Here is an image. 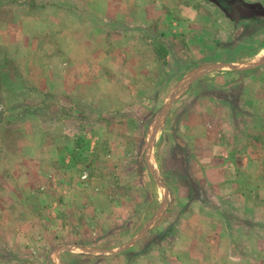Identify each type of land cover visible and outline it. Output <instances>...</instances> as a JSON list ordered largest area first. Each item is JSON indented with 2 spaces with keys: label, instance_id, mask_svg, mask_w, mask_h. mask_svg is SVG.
<instances>
[{
  "label": "crops",
  "instance_id": "0c3cea01",
  "mask_svg": "<svg viewBox=\"0 0 264 264\" xmlns=\"http://www.w3.org/2000/svg\"><path fill=\"white\" fill-rule=\"evenodd\" d=\"M243 1L264 4V0ZM138 10L144 23L134 35L140 27L159 26L166 56L155 45L150 50L162 74L175 69L172 52H178L183 68L194 61L178 77L166 75V82L176 85L166 93L161 90L158 97L164 103L148 111L147 132L143 131L137 146L145 148L144 155L135 156L143 165L145 160L148 169L138 174L137 167L124 180L122 175L105 172L96 176L82 172L78 178L73 168L58 165L60 143L17 141L21 156L4 157L11 170L0 171V264H124L129 255L140 251L136 264H160L144 248L150 243V232L158 225L164 230L165 224L159 222L167 211L172 212L177 198L181 233L176 247L182 259L193 258L199 264L225 252L226 259L233 258L236 230L244 245L264 233V42H260L261 37L264 41V7L262 13L247 18L238 11L231 15L217 0H142ZM134 19H130L133 26ZM238 32L258 40L253 42L258 47L254 56L249 55L253 46L233 43ZM165 36L177 44L182 38L184 52L181 46L163 41ZM160 80L163 84V76ZM70 91L68 101L84 94ZM144 98L153 100L154 95ZM113 130L122 155L117 158L116 148L111 164L117 171L128 162H123L128 156L123 150L129 144L117 134L115 124ZM152 149L162 160L160 169L153 166ZM159 191L162 200L156 211ZM132 194L142 199L140 204L128 199ZM129 211L141 217L123 220L130 222L134 232L127 231L130 236L124 240L108 237L114 230L120 234L122 215ZM252 218L258 222L252 225ZM252 228L257 229L253 236ZM259 244L260 250L264 239ZM244 252L251 257V249Z\"/></svg>",
  "mask_w": 264,
  "mask_h": 264
},
{
  "label": "rangeland",
  "instance_id": "374dc122",
  "mask_svg": "<svg viewBox=\"0 0 264 264\" xmlns=\"http://www.w3.org/2000/svg\"><path fill=\"white\" fill-rule=\"evenodd\" d=\"M116 1L122 3L115 4ZM217 1L231 15H236L238 11L245 18L262 13L264 7V4L259 6L258 2L250 4L243 0ZM141 2L142 0H0V160L3 158L1 162H4L0 171L10 172L11 156H21V147L17 146V141L40 139L44 145L60 143L58 165L64 170H67L66 167L73 168L77 171L78 178L82 172L89 176L105 172L108 176L122 175L124 180L133 176L137 167L138 174L146 172L148 167L145 160L143 165L135 156L140 152L144 155L145 148L137 146L143 141L140 138L143 131L147 132L151 107L164 103L158 97L161 90L166 93L176 85L167 83L166 75L170 78L178 77L194 61L190 60L188 67L183 68L178 63V52H172L171 59L175 69L172 68L171 74L161 73L150 50V46L155 45L160 50V55L166 56L160 45L162 36L159 34V26L155 23L143 28L144 30H140V27L139 34L134 35L138 31V25L144 23L139 14L141 11L138 10ZM121 6L124 12L120 9L117 13V8ZM126 12L128 14L123 15ZM137 15L138 18L134 17ZM106 16L112 20H108ZM130 19H134L136 26H133ZM238 20H234V23ZM236 34L233 43L250 48L253 46L249 55L254 56L258 47L253 42L258 44V40L253 41L252 37L249 39L248 34L242 35L241 32ZM262 39L261 37L260 42H264ZM170 40L165 36L163 41L181 46L179 50L182 54L186 48L182 38L178 44L176 41L170 43ZM161 76L164 81L163 84L160 82L162 85L159 83ZM74 79L78 81L73 82ZM70 90L84 94L78 96L80 99L68 101V97L72 98L68 94L72 92ZM150 95H154L153 100L144 98ZM56 96H62V99L57 100L54 98ZM114 124L117 134L122 135L121 139L129 144L123 150L128 155L123 162H128L123 163V167L117 171L111 164L115 158V149L117 148V158L122 155L118 152L119 139L114 136ZM49 149L50 147L44 150L47 152ZM33 152L34 148L31 147L30 153ZM152 154L153 166L160 169L162 160L156 156L154 149ZM4 157L9 159L5 160ZM154 190L158 191V187H154ZM157 195L160 202L155 203L154 210L162 200L160 191ZM142 198L146 200L145 194ZM128 199L135 200L138 204L142 201L136 194ZM175 200L174 203L177 204L172 206L170 200L172 212L167 211L168 215L159 222L165 224L164 230L158 225L150 232V243L144 249L148 248L160 264H198L193 258L186 260L179 256L181 251L176 244L181 232L176 211L180 199ZM124 215L122 231L119 234L113 233L114 230L108 235L111 239L124 240V237L126 239L130 236L127 231L132 229L130 222L123 221L125 218L137 221L141 218L137 212L132 214L129 211ZM253 218L252 225L258 222ZM254 229L256 228L251 231L252 236L255 234ZM240 234L241 232L237 234V230L235 231L238 242L233 245V258L226 259L225 252L217 254L219 258L203 260L199 264H264V244L260 250L258 248L260 238L264 239V233L246 240V245L239 242ZM197 249L201 250L202 247L198 246ZM250 249L252 255L247 258L244 250ZM140 253L131 254V258L129 255L124 264L138 263ZM187 255L189 257L191 252Z\"/></svg>",
  "mask_w": 264,
  "mask_h": 264
}]
</instances>
